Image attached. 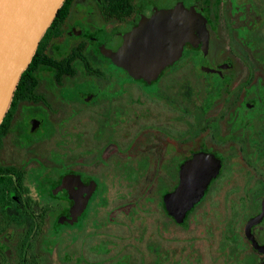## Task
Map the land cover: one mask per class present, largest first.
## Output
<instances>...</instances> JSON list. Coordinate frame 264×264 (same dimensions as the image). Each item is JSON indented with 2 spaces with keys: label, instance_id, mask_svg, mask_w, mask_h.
Segmentation results:
<instances>
[{
  "label": "flooded vegetation",
  "instance_id": "obj_1",
  "mask_svg": "<svg viewBox=\"0 0 264 264\" xmlns=\"http://www.w3.org/2000/svg\"><path fill=\"white\" fill-rule=\"evenodd\" d=\"M141 5L146 14L173 9L202 31L197 46L184 47L149 85L101 49L133 30ZM40 43L43 53L23 73L0 125V264H168V249L155 242L146 245L154 256L147 262L139 246L145 226L132 246L110 230L126 227L120 213L143 222L157 201L179 228L200 218L206 232L219 231V264H264V0H71ZM163 78L167 88L180 81V105L167 91L163 102L180 111L181 129L153 125L144 145L148 128L128 143L112 139L126 121V97L141 103L137 84ZM200 155L220 169L179 225L164 198L178 187L182 165ZM126 180L134 202L132 192L111 198Z\"/></svg>",
  "mask_w": 264,
  "mask_h": 264
},
{
  "label": "water",
  "instance_id": "obj_2",
  "mask_svg": "<svg viewBox=\"0 0 264 264\" xmlns=\"http://www.w3.org/2000/svg\"><path fill=\"white\" fill-rule=\"evenodd\" d=\"M66 0H0V125L11 105L23 73L40 41ZM139 7L131 32L117 36L102 52L137 81L148 85L181 56L184 47L200 42L202 31L192 22L182 23L173 9ZM199 33L200 35H198ZM205 155L182 165L180 183L165 196V206L175 222L185 226L187 215L198 204L220 166Z\"/></svg>",
  "mask_w": 264,
  "mask_h": 264
},
{
  "label": "rangeland",
  "instance_id": "obj_3",
  "mask_svg": "<svg viewBox=\"0 0 264 264\" xmlns=\"http://www.w3.org/2000/svg\"><path fill=\"white\" fill-rule=\"evenodd\" d=\"M164 79L165 78H163L162 80ZM177 79L182 80L181 74L177 77ZM162 83L164 84L158 83L150 87H145L142 84H137L136 89L141 93L142 96L141 103H137L134 100L133 96L135 94L130 95L131 97H126V121L118 129L112 139L125 141L126 143H128L129 140L133 139V136L135 132L138 131V129L146 130L148 128L146 131H143L141 133V139L144 145L145 138L154 131L155 125L160 128H165V125L169 124V132L181 129V119L178 118L180 111L178 112L177 110L173 109L167 104H164L165 102H163L165 100L164 96L168 92L171 98L175 102H177V105H180L183 91L180 87V81L177 83L171 82L169 84V88H167V80H164ZM133 91L135 92V90ZM134 111H136V113H134ZM91 124L92 130L95 131L98 127V122L94 120V122H92ZM150 126L152 127L149 128ZM65 128L66 130L71 129V122H66ZM96 143L98 142L94 140L93 147L96 146ZM157 143L160 144L159 140L157 141ZM147 152L148 154L152 155V157H155L157 151L147 150ZM111 171L113 173L119 174V172L117 170H114V168H112ZM115 176H117V174H115ZM130 187L131 185L127 183V180L126 182L124 181L123 184L117 185L111 191V198L116 197L119 192H132L134 196L131 197L130 201L134 202L137 191L133 190L132 187L131 189ZM115 200H111L112 205L117 202ZM157 203L153 204L152 206H149V209H147L145 206L148 211L144 210L141 215L143 218V222L139 219H137V221L133 223L129 222L131 221V218L133 217L134 213H132L131 215L128 214L129 220L123 217L120 213L121 218L125 220L126 227L122 229L111 227L110 230H113V233H115L116 235L124 237L126 246H132L133 244L138 245V237L142 236L141 230L142 227L145 226L146 233L143 236V239L140 240L141 242L139 246L141 247L142 252H144V254H147V262L152 260V258L154 259V256L148 254L146 245L149 242H155L163 251L168 249V264L221 263L220 261L216 260V257L218 255L217 248L220 239V234L218 230L212 231L211 233L206 232V226H204V224L202 223L203 221L200 218H197L196 221H192L190 228H179L175 226L170 220H167L164 217L161 208L159 205L157 206ZM128 210L129 207H125L122 212L126 213ZM114 222L115 219L113 217L107 216V218H105V223L109 224ZM161 225L167 227V232H165L164 230L161 231ZM150 236L151 238H149ZM134 238H136L137 240H134ZM110 245L114 246L113 243H110ZM105 247L106 244L99 246L97 248L98 253L103 254ZM127 253L132 254L133 262H135L136 257H139V254L133 248H127ZM161 262V264H167L165 259H163Z\"/></svg>",
  "mask_w": 264,
  "mask_h": 264
},
{
  "label": "trees",
  "instance_id": "obj_4",
  "mask_svg": "<svg viewBox=\"0 0 264 264\" xmlns=\"http://www.w3.org/2000/svg\"><path fill=\"white\" fill-rule=\"evenodd\" d=\"M71 0H66V2H64L63 6L61 7V9L59 10L57 16H56V19L54 20V22L52 23V25L49 27V29L47 30L46 34L44 35L43 39L47 38L48 36H50L51 34H54L56 32V25H57V22L59 20V18H61L62 16H65V10L67 9V6L69 4ZM42 39V40H43ZM43 53L42 49H41V43L32 59V62L30 63V66L29 68H31L35 62H36V59ZM25 74H23L21 76V79L20 81L23 79ZM173 220V219H172ZM174 221V220H173ZM181 227V226H180ZM182 228V227H181Z\"/></svg>",
  "mask_w": 264,
  "mask_h": 264
}]
</instances>
